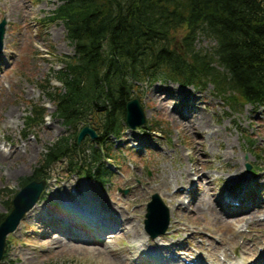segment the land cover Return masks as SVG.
Masks as SVG:
<instances>
[{
  "label": "rangeland",
  "instance_id": "obj_1",
  "mask_svg": "<svg viewBox=\"0 0 264 264\" xmlns=\"http://www.w3.org/2000/svg\"><path fill=\"white\" fill-rule=\"evenodd\" d=\"M11 1L13 0H0V22L6 21L5 34L7 33L9 40L7 47L2 48L0 53L2 60L0 87L4 92L0 95V146L9 152L6 153V160L0 162V216L8 212L12 197L22 188L20 184L34 175L44 148L58 138L73 135L86 124V121H83L76 124L75 129L67 128L62 121L53 116L55 108L42 92L43 89L50 91L60 87L54 76L62 68V58L73 55L74 51L73 46L66 39L61 23L43 22L59 7L60 2L58 0H16L18 8L12 4L15 9L10 10ZM22 5L25 6L24 10ZM213 45L212 42L201 37L197 40L196 48L207 50ZM162 82L177 91H187L194 93L196 97H204L205 105L200 106L201 112H204L206 116H211L213 128L219 130L224 138L225 142L221 143L222 146L219 149L213 146V153H211L212 146L210 147L207 138L209 133L204 132L205 140L202 150L209 157L203 159L199 167L201 168L200 172L209 174L211 184L202 181L199 183V188L208 187L210 194L216 199L221 197L223 181L226 177L222 173L233 165L235 161L231 160V157L234 155L238 156L242 169L246 171V165L250 166V170L246 171L245 176L249 178L253 174L263 185L264 111L247 104L236 108V110L238 109L236 111L228 104L227 97L216 95L211 86L195 88L196 90L188 87L189 90H185L177 84ZM160 83L152 81L140 83L135 85L131 92V98L138 99L144 110L145 126L127 131L122 134L121 139L109 137L103 145L105 153L114 157V161L107 165L110 184L105 189L101 191L95 183L82 180L77 175L69 173L66 165L61 163L52 167V176L56 178V181L47 183L46 202L38 204V208L44 207L43 210H50L53 213L64 208L67 210L66 212L86 214L89 207L83 203L82 199L89 196H83L85 194L83 189L88 188L89 184H94L96 193H98L96 196L100 199V203L104 202L105 211L114 212L118 217L123 214L124 218L129 221L128 229L123 232L120 229L114 230L111 237L105 236L96 242L80 243L63 238L62 235L56 233V229L50 228V226L46 228L47 231L44 235L38 237L42 231L38 230L36 219L29 220L24 224L21 222L15 230L18 233L6 237V245L9 246L6 249V257H3V264L10 261H15L16 264H104L101 262V257L93 252L94 249L104 251L103 253L108 255H105L107 259L113 264H130L132 259L144 254L137 248L146 242L147 238L142 235L137 241L128 233V230L131 226L136 225L145 234L143 226L145 209L153 194L159 195L170 210L172 207L175 208L177 202L175 198L180 195V190L186 189L187 193L178 200L182 203L183 208H188L190 199L196 197L190 196L188 191L196 185L198 178L191 175V185L184 181L185 174L182 176V181L180 179L179 173L182 169L196 167L194 160H189L188 156L181 155L182 152L185 155L192 154V149L187 143L188 138L178 133L168 117V113L175 108L174 103H169L162 113L157 108L153 109L146 101V96L160 87ZM31 104L43 107L46 119L43 124L31 129L32 136L24 138L26 133L24 118L30 112ZM210 104L215 106L217 114H211L203 109ZM9 111L15 112L14 123L4 124L1 119ZM231 119L233 124H230ZM96 127L92 126L94 132ZM47 128H52L51 133H47ZM38 135L41 138L37 144L38 152L28 159L24 166L25 172L18 176L9 174L8 172L16 168L20 162L16 161L15 149L23 148L26 142H36ZM86 140L89 138L85 137L83 142ZM229 140L233 144V151L231 148H227ZM252 143L254 147L249 148ZM247 152H251L254 157L250 158ZM224 153L227 154V157H223ZM256 154L261 157L260 160L255 158ZM113 163L118 164L119 167L113 168ZM162 171L175 179L179 177L178 185H172L168 190L162 189L159 184ZM72 188L77 191L75 197L71 194ZM134 189L141 190L142 193L138 195L134 193ZM120 190L126 191V195ZM88 193L93 194L91 190ZM175 194L178 196H173ZM5 196L8 197L5 198ZM93 199L95 201L94 197ZM77 203L79 204L77 205ZM214 210L218 212L216 206H214ZM185 213L193 215L192 212ZM236 213L237 215L242 214V212ZM263 219L264 215H260L259 221ZM43 221H47V219H43ZM175 221L176 218L169 214L168 232L170 234L172 233L170 226ZM130 222L133 223L130 224ZM55 224H60V222L53 221L51 226H55ZM193 224L198 225L192 226ZM182 227H187L189 231L184 233L179 240L171 236L168 242H161L159 245L178 244L180 240H185L182 244L180 243L183 246L181 257L185 258L188 254L196 259L199 255L207 257L208 262L204 261L203 264H221L225 259L241 264L256 261L259 264H264V259L259 260L260 252L264 248V234H261L262 228L257 224H254L253 228H246L242 225L235 226L233 229L235 233H242L251 238L249 241L238 238L235 243L230 240L231 234L226 232L225 227L220 222H215L208 214L197 215L196 219L190 220V225L184 224ZM191 234H194L193 238H190ZM114 237L116 238L114 239ZM224 240L226 241L221 249L215 251V246ZM51 241L62 243L61 246H55V248L50 244ZM78 247L88 248L89 251L78 250ZM174 251L179 254L178 250H171L166 254V258ZM111 252H115L116 255L114 256ZM164 257L161 256L160 261L157 262H162Z\"/></svg>",
  "mask_w": 264,
  "mask_h": 264
},
{
  "label": "trees",
  "instance_id": "obj_2",
  "mask_svg": "<svg viewBox=\"0 0 264 264\" xmlns=\"http://www.w3.org/2000/svg\"><path fill=\"white\" fill-rule=\"evenodd\" d=\"M58 1L48 19L62 23L74 51L54 76L60 87L43 93L53 116L69 129L83 121L97 126L96 139L78 144L82 127L51 142L26 182L65 162L73 174L106 187V161L114 157L103 145L127 130L125 106L140 83L211 86L234 110L248 104L264 111V0ZM201 37L214 45L197 49ZM44 118L45 109L32 104L27 132Z\"/></svg>",
  "mask_w": 264,
  "mask_h": 264
},
{
  "label": "bare ground",
  "instance_id": "obj_3",
  "mask_svg": "<svg viewBox=\"0 0 264 264\" xmlns=\"http://www.w3.org/2000/svg\"><path fill=\"white\" fill-rule=\"evenodd\" d=\"M16 0L11 1L10 10H13L17 7L15 2ZM15 7H13L12 6ZM22 9L24 10L25 6L22 5ZM20 9V8H19ZM63 32V29H61ZM9 44L7 33L3 39V48H6ZM2 60L0 59V64ZM1 83V79H0ZM172 84V83H171ZM175 84V83H174ZM160 87L156 88L149 95L146 96L147 103L153 108L158 109L163 113L165 111L166 106L169 103H174L175 108L172 112L168 113V117L171 119V123L177 129L178 133L185 136L187 139L188 146L192 149V154L185 155L183 152L182 156H188L189 160H194L196 167L192 169H182L179 173L180 179L182 181L183 174L186 175L184 181L191 185L192 176H196L197 181L194 187L188 191L190 196H196L190 199L188 208H183L182 203L178 200L180 197H184L186 189L180 190V195L177 194L173 196H178L176 199L175 208L170 209V214L176 218L174 224L170 226L172 229V233L168 232V229L163 233L158 234L154 238H148L136 225L131 226L128 230V233L132 235L133 239H137V241L141 238V236H145L147 241L142 243L137 250H142L144 254L136 259H132L130 264H181V257L169 256L166 258V254L171 250H178L179 254H183L181 251L183 250V246L181 245L185 240H180L177 243L159 245L161 242H168V240L172 237L180 239L184 233H187L189 230L187 227H182L185 225H190V220H194L197 218V215H206L208 214L215 222H220L224 227L226 232L231 234L230 240L235 243L238 238H244L249 241L251 238L248 236H244L242 233H235L233 230L235 226L242 225L246 228H253L254 224H257L261 227V234H264V219L259 221V216L264 215V184L261 185L257 178L254 177L253 174L250 177H246V171L242 169L240 165V161L238 156H232L231 160L235 162L231 165L227 171H224L222 174H225L224 178V186L223 193L221 197L218 199L215 198L212 194H210V190L208 187L200 189L199 183L202 181H206L208 184H211L210 176L208 173L200 172L201 168L199 167L202 164L203 159H206L208 156L205 151L202 150L205 140L204 132H207V138L210 143V151L213 150V146L218 149L222 146L221 143H224V138L219 130L213 128L211 124V116H206L204 112H201L200 106H204V97H196L194 93H189L187 91H177L174 88H169L165 83L161 82ZM178 86L183 87L185 90L188 87L194 88L192 90H196L197 88L194 86H182L177 84ZM196 88V89H195ZM4 92L0 87V95ZM199 93V92H196ZM206 112L216 113V108L213 104H210L208 107L203 108ZM221 110V108H220ZM14 113L13 111L6 112L4 114V118L1 121L4 124L14 123ZM224 115V114H223ZM219 122V120H217ZM235 123V122H234ZM230 124H233L232 119ZM52 128H47V133H51ZM227 132L226 130H224ZM38 140H41L40 135L37 137V141L34 143L26 142L23 148L15 149L14 155L16 156V161H20L16 168L12 169L9 174H14L16 176L22 175L25 172V164L28 162V159L38 152L37 144ZM6 141V139H4ZM237 141V138H236ZM217 142V144H215ZM187 147V145H185ZM233 144L229 140L227 141V148H231L233 151ZM213 153V151L211 152ZM250 158H253L251 152H247ZM192 156V158H191ZM223 157H227V154L224 153ZM7 156L6 153L0 149V162H4ZM162 177L159 179V184L162 189L168 190L172 185H178V178L172 177L170 174H166V172L162 171ZM201 174V175H200ZM2 175V174H1ZM8 176V175H7ZM264 177V175L262 174ZM13 179V178H12ZM94 184H89L88 192L91 190L93 194L88 193L84 188L85 194L83 196H89L87 198L84 197L82 199L83 203L89 207V210L86 214H79L76 212L70 213L66 212L67 210L64 208L56 213L51 212L50 210H43L44 207H40L37 205L34 207L25 217L24 223L29 220H35L38 226V230L42 231L38 237L44 235L46 228L56 229V233L63 236V238H69L73 241H78L80 243L87 242H96L99 241L102 237L112 236V232L114 230H126L129 226V221L127 218H124V215L121 214L120 217L114 212H106L104 207V202L100 203V199L97 198L96 190L94 188ZM151 189V187H149ZM226 192V193H225ZM134 193L141 194V190L134 189ZM8 196H5V198ZM95 198V201L93 199ZM80 203V202H79ZM77 203V205L79 204ZM76 204V203H75ZM214 206L218 208V212L214 210ZM66 207V204H65ZM238 207V208H237ZM192 212L193 215H186L185 212ZM236 212H242L241 215H237ZM43 219H47V221H43ZM53 221H59L60 224H55V226H51ZM133 222H130L132 224ZM198 224H193L192 226H196ZM20 228L18 229V231ZM38 231V233H39ZM168 232L167 235H165ZM18 232H14L15 235ZM194 234L190 235V238H193ZM116 237H114L115 239ZM224 240L219 245L215 246L214 250L218 251L221 249ZM61 242V241H60ZM62 243V242H61ZM61 243L56 241H51L52 246H61ZM181 243V244H180ZM233 247V245L231 244ZM56 248V247H55ZM92 249V248H89ZM131 249V248H130ZM135 249V248H134ZM78 250L81 251H89L88 248L78 247ZM113 251V250H111ZM93 252L101 257V262L104 264H113L111 261L107 259L108 256L106 253L104 254L99 249H94ZM263 254H260L259 260L264 259V251ZM114 256L115 252H111ZM172 252L170 255L174 254ZM157 254V255H156ZM106 255V256H105ZM178 255V254H175ZM191 254H188V256ZM165 256L162 262L160 261V257ZM201 258L192 259L189 261V264H203L204 261H207V257H203L201 255L198 256ZM166 258V259H165ZM264 263V262H263ZM259 264V263H257Z\"/></svg>",
  "mask_w": 264,
  "mask_h": 264
},
{
  "label": "water",
  "instance_id": "obj_4",
  "mask_svg": "<svg viewBox=\"0 0 264 264\" xmlns=\"http://www.w3.org/2000/svg\"><path fill=\"white\" fill-rule=\"evenodd\" d=\"M6 21L0 23V52L3 48V38L5 34ZM125 123L131 130H136L145 125V115L137 99L126 103L125 106ZM89 136L94 139L95 134L88 128L81 130L78 136V143L85 137ZM44 183L31 182L25 185L12 200V211L0 224V261L4 254L6 236L13 232L19 222L24 219L35 203L38 201L43 190ZM126 192H124L125 194ZM157 224V225H156ZM169 225V213L157 194L151 196L150 202L146 205L145 214V231L152 238L163 233ZM154 226V227H153ZM150 233V234H149Z\"/></svg>",
  "mask_w": 264,
  "mask_h": 264
}]
</instances>
